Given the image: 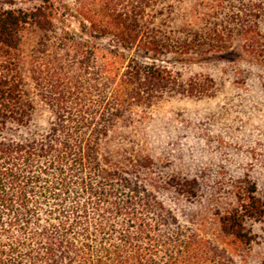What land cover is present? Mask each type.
<instances>
[{
  "label": "trees",
  "instance_id": "16d2710c",
  "mask_svg": "<svg viewBox=\"0 0 264 264\" xmlns=\"http://www.w3.org/2000/svg\"><path fill=\"white\" fill-rule=\"evenodd\" d=\"M102 1L99 11L81 10L83 32L112 41L94 52L100 71L93 81L51 77L46 125L35 122L37 108L14 54L27 30L57 33L58 12L51 0L28 12L0 6V264H240L227 246L254 242L247 222L264 217L255 185L237 188L236 205L217 220L216 241L181 227L167 211L152 189L153 157L132 156L133 148L116 142L145 122L136 118L138 108L172 80L166 69L129 56L133 49L156 58L174 53L171 38L139 26L143 10L166 0ZM190 1L181 30L192 35L178 40L177 55L223 53L240 41L264 61V0ZM234 9L239 13L227 25L213 23ZM195 184L176 188L196 196Z\"/></svg>",
  "mask_w": 264,
  "mask_h": 264
},
{
  "label": "rangeland",
  "instance_id": "374dc122",
  "mask_svg": "<svg viewBox=\"0 0 264 264\" xmlns=\"http://www.w3.org/2000/svg\"><path fill=\"white\" fill-rule=\"evenodd\" d=\"M51 2L58 12L57 33L27 30L14 54L40 125L52 118L46 100L49 79L59 73L66 84L71 75L93 81L101 63L94 52L112 44L110 38L83 32L81 10L99 11L102 0ZM191 2L166 0L143 10L140 28L171 38L174 53L156 58L133 49L129 56L142 66L166 69L173 77L151 94L149 105L138 108L136 118L143 116L145 122L124 130L116 142L133 148L132 156L138 152L153 157L152 189L181 227L218 241L217 220L236 205L237 188L255 185L256 197L264 204V61L247 53L240 41L223 53L213 49L203 56L177 55L178 40L189 35L181 30V16ZM39 4V0H0L5 9L26 12ZM131 10L129 5L123 7L125 13ZM235 13L238 9L226 11L213 23L225 26ZM260 24L264 34V12ZM191 180L196 181L191 186L196 196L179 193L190 187ZM247 229L254 236L251 245L227 247L240 264H264V217L248 221Z\"/></svg>",
  "mask_w": 264,
  "mask_h": 264
}]
</instances>
